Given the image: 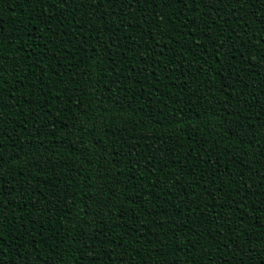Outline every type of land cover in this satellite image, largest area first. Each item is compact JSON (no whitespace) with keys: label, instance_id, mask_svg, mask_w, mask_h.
<instances>
[{"label":"trees","instance_id":"obj_1","mask_svg":"<svg viewBox=\"0 0 264 264\" xmlns=\"http://www.w3.org/2000/svg\"><path fill=\"white\" fill-rule=\"evenodd\" d=\"M0 264H264V0H0Z\"/></svg>","mask_w":264,"mask_h":264}]
</instances>
